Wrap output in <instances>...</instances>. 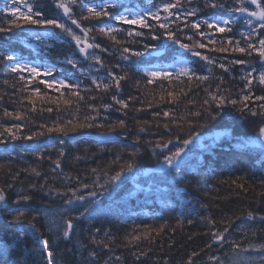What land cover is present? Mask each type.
<instances>
[{"label": "trees", "instance_id": "trees-1", "mask_svg": "<svg viewBox=\"0 0 264 264\" xmlns=\"http://www.w3.org/2000/svg\"><path fill=\"white\" fill-rule=\"evenodd\" d=\"M25 2L33 4V10L40 11L45 18H59L77 35H82L71 21L63 17L62 9L56 7L57 0ZM87 2L78 0L72 6L73 18L80 21L82 28L92 29L88 43L100 45V48L89 49V53L99 55L106 69L110 68L116 76L125 77L118 89L114 86L107 91L97 89L88 75H82L80 68H91L92 75L98 77H105L107 72L106 69L97 70L98 65L85 59L75 46V41L59 29L24 25L11 33H0V132L13 125H23L19 130L13 128L17 139H11L6 132L0 137V187L6 192V202L0 205V240L8 239L9 234L17 228L25 233L21 240L13 244L7 264H14V258L18 257L26 258L27 264H42V238L48 239L52 264H187L192 252L198 253L192 258L194 264H216L209 256H219L225 260V264H231L233 260L249 256H264V252L253 249L233 254L228 243L221 247L220 242H214L211 248L205 247L211 242V232L222 231L228 224L231 227L225 236L228 240L237 241L241 248H246L249 243H264V223L246 219L249 212L255 216L264 215V141L258 137V128L264 118L252 116L247 109L241 111L240 103L243 96L250 93L249 107L255 108L258 113L264 111V108H260L264 101L255 100L257 96H264V85H260L257 78L248 89L245 88L244 79L252 67L258 71L264 70V62L258 53L249 56L231 50L237 40L241 47H246L240 35L250 31L244 22L245 14L227 12L219 7L206 8L203 0H194L191 4V7H199L200 10L189 21L207 17L233 22L231 32L211 30L210 39L216 40L215 45L197 48L202 55L215 58V64L209 65L201 58L184 52L179 45H171L162 31L158 33L161 38L153 40L148 29L122 24L110 17L82 20L81 17L87 15ZM155 2L157 0H153ZM216 2L223 3L225 0ZM227 2L231 4V0ZM122 3L132 8L148 7V0H122ZM11 4L12 0H0V26H7L6 20L12 19L9 13L3 11ZM20 9L26 10L23 3ZM113 11L119 14L122 9ZM105 25L143 31L145 35L142 37H128L126 31L115 35L122 42V47L135 51H142L145 44L154 45L150 49L151 55L146 53L142 57L132 56L128 61L122 60L121 45H115L110 36L98 31ZM201 30H206V25L202 24ZM257 32L258 35L252 36L251 42L258 46V40L264 38V31L257 29ZM37 35L40 39L36 38ZM177 35L182 42L190 45L197 40L208 43L191 28ZM188 35L193 39L188 40ZM229 39L233 41L232 45L228 44ZM219 47H228L229 51L220 53L212 50ZM153 51L162 52V55L155 56ZM8 56L13 60L4 59ZM66 57L74 58L78 62L77 67L66 63ZM179 59L199 76L209 75L210 69V78L200 81L195 76L178 75L173 65ZM236 59L245 60L246 63H231ZM26 61H39L54 67L55 71L48 77L41 70L39 77L26 84V81L20 80V76L27 78L29 73L11 71L14 63ZM221 62L227 64L230 70L225 72L220 69L218 65ZM146 70H169L172 76L150 77ZM258 71L253 73L254 77H258ZM53 78H64L68 83L79 81L80 95L84 99L78 100L73 94L75 90L62 88L56 91L59 84L49 89L46 84L40 83ZM149 80H152L151 84ZM104 83H108V80L105 79ZM217 85L226 102L219 109L220 115L216 119H209L201 105L205 99H210L205 90L215 94ZM36 87L40 89L39 96L34 92ZM168 93L173 95L169 96ZM113 96L128 102V107L122 108L113 100ZM27 97H32V101ZM92 97L94 99H90ZM129 97L133 99L129 101ZM229 100H237L238 103L233 106L228 103ZM33 101L35 109L32 107ZM65 101L70 102L66 104ZM90 104L95 106V110L88 106ZM103 105L111 107L105 109ZM50 107L53 109L51 112L47 110ZM205 107L213 112L218 110L213 102ZM5 110L21 113L23 119L5 115ZM165 111L169 112L168 117L163 116ZM197 111H201V117L191 115ZM155 113L160 115L156 116ZM93 116L96 117L95 121L87 122L103 124L104 127H77L75 132L68 135L48 132L50 127L63 125L70 128L69 121L72 125H78L85 123L86 117ZM120 120L125 121L124 128L117 126L115 131H108L109 126ZM164 124L169 127L164 128ZM220 132L227 134L217 141L207 140L201 146L193 144L186 148L179 171L170 167L155 170L164 163L163 156L169 154V149L180 146V141L187 139L190 133L195 134L192 141H196L199 137L218 135ZM29 136L32 138L26 139ZM176 136L180 137V141L175 139ZM157 140H172V143L168 149L157 148L153 151L152 145ZM133 145L139 149L134 158L131 156ZM118 156L119 161L114 163ZM57 159L60 161L59 167L55 164ZM129 159L134 160L133 171L126 172L121 180L113 182L107 192L99 187L80 190V194L91 190L101 192L96 205L84 216L78 217L74 210L84 202L70 207L64 203L67 196L57 195V189L66 192L80 183L106 185L108 177L114 175ZM93 169H97V172L93 173ZM148 169L154 170L143 174ZM17 195H28L30 199L17 205L14 203ZM17 208L26 210L28 218L40 213L35 228L28 223L17 225L8 222ZM64 208H69L65 215L75 217L73 230L68 237H64L62 231L50 232L44 216L45 212L55 215ZM78 210L82 211V208ZM189 220L192 222L188 223ZM209 220L213 223L209 224ZM162 225L163 230L157 234L156 230L161 229ZM96 230H99L98 233ZM253 231L255 236L252 235ZM145 232L149 233L147 237L143 235ZM93 235L96 242L92 239ZM135 235H140L141 239L132 241ZM99 241L103 243H97ZM105 243L108 247H104ZM30 249H34L31 254ZM90 252H95V257H90ZM0 264L5 262L0 261Z\"/></svg>", "mask_w": 264, "mask_h": 264}, {"label": "snow or ice", "instance_id": "snow-or-ice-1", "mask_svg": "<svg viewBox=\"0 0 264 264\" xmlns=\"http://www.w3.org/2000/svg\"><path fill=\"white\" fill-rule=\"evenodd\" d=\"M78 0H57L56 7L59 9H62L63 11V17L66 18V20L71 21L72 25H75L76 28L80 30L82 35H77L75 31H73V28L70 27L66 22H62L59 18H53L48 19L43 16V14L40 11H34V5L31 3L25 2V0H12V4L6 6L3 11L5 13H9L12 17V19H7L6 24L7 26H0V33H11L14 29H20L24 25H38L44 28H52V29H59L61 33L67 35L68 37H71L73 41H75V46L79 49L80 53L84 54L85 59L94 61L98 65L97 70L106 69V66L101 61V58L99 55L96 54H90L89 49H96L100 48V45L95 43H88L89 40V33L92 31L91 28H82L80 25V21L77 19H74L72 6L76 5ZM23 3L25 11H21L20 4ZM194 3V0H157V2L153 3V0H148V7L147 8H132V7H126L122 3V0H88V2L85 4L87 15L81 17L82 20H90L92 18H102V17H110L115 21H118L122 24H127L130 26H139L140 29H148L149 35L153 40L160 39L159 32L162 31V35L167 38V40L171 43V45H179L180 49H183L186 53H191L194 57H199L203 61H206L207 64L212 65L215 64V58L209 57L207 55H202L199 49L208 48L209 44L215 45L216 40L210 39L212 35L211 30H215V32L224 33L225 31L231 32V24L232 21L228 19H222V18H213L208 19L207 17L204 18H197L196 20L189 21L190 17L197 16V13L199 12V7H191V4ZM204 6L206 8H224L227 12L232 13H240L245 14L244 15V22L245 24L250 28L249 32H242L240 35L246 42V47L240 46V41H235V47H233L231 50L233 52H239V53H246L247 55L251 56L254 52L259 54V58L262 62H264V38H260L258 40V46L256 44H253L251 42L252 36L258 35L257 29L264 31V0H231V4L225 0L223 3H217L216 0H203ZM187 5V7H186ZM252 6H255L254 9ZM121 8L122 11L119 12V14H115L113 9ZM163 13V15H162ZM253 18H255V23ZM155 23H152V22ZM206 25V30H201V25ZM173 26H175V30H173ZM193 29L195 30L200 37L208 40V43H200V41H195L194 44H188L184 43L180 40L177 33L184 32L185 29ZM100 33H103L104 35L110 36V39L115 42V45H121L120 50V57L124 61H128L130 57H142L146 53L151 55L150 49L154 48V45H143L142 51H135L128 47H122V42L117 40L115 33L126 31V34L128 37H142L145 35L143 31H137L136 28H129L127 30L115 27L112 25H105L104 27H101L98 29ZM56 33H53L55 35ZM10 38V37H8ZM37 39H40L39 35L36 37ZM91 39H95L94 37H91ZM188 40H192L193 37L191 35L187 36ZM135 43V40L132 41ZM228 44L232 45L233 41L231 39L228 40ZM114 45V46H115ZM216 52L220 53H227L229 51L228 47H219L212 49ZM101 51H107V49H101ZM5 60H13V57L8 56L4 57ZM65 62L69 65H72L73 68H76L78 65V62L71 57H66ZM176 63L180 64V67L177 69L178 75H190L195 76L197 80L200 81H206L210 78L211 70L209 69V75L199 76L196 74L194 69H190L185 66V63L183 60L176 61ZM231 63L243 65L246 63L245 60L242 59H236L232 61ZM41 67H43V75L51 77L53 72L55 71L54 67L49 66H33L32 64H25L23 62H16L14 63V66L11 68V71L13 73H23L27 72L29 73V77H25L23 75L20 76L21 81H26V84H31L33 80L36 77H39L41 75ZM119 67V65H117ZM175 67V64L173 65ZM218 67L220 69H223L225 72L229 71V67L224 62L219 63ZM79 71L82 73V75H88L91 78L92 84L96 86L97 89H103L104 91H107L111 87L119 88L120 87V81L122 79H125L123 76H116L115 73L110 69L107 68L106 72L107 75L105 77H98L97 75H92L91 68L84 69L80 68ZM147 74L150 77H158L163 76L166 78H170L172 76V73L170 72H159V71H153V70H146ZM258 70L255 67H252V70L247 73L246 77V84L245 88L250 89L253 80L258 78V82L260 85H264V70L258 71V77H254L253 73L257 72ZM107 79L108 83H104V80ZM7 83V81H5ZM40 83L46 84L49 89L54 88L57 84H59V88H56V91H60L62 88H67L71 90H75L73 94L78 98V100H83L84 97L80 95V82L76 83H68L67 79L64 78H53L49 80H42ZM149 84L152 83V80L148 81ZM25 90L27 88L25 87ZM90 90V89H86ZM207 92V96L210 99H205L203 101V104L201 105V108L204 109V112L207 113V117L209 119H216L217 116L220 115L219 109H222L223 105L225 104V96L220 94L221 89L219 85H217V91L216 93H212L211 91L205 90ZM34 92L37 96L40 94L39 87H36L34 89ZM169 96H172V93H168ZM29 101H32V97H27ZM94 99V97L90 98ZM129 101L132 100V97L128 98ZM163 99V97H161ZM251 99V94L244 95L242 101L240 103L242 104L241 111L247 109V111L252 116L260 115L262 118H264V111L257 112L255 108L249 107V101ZM113 100L119 105L122 106V108L128 107V102L125 100L117 99V97L113 96ZM255 100L258 101H264V96H257L255 97ZM70 101H65V103H69ZM210 102H213L217 106V111H209L207 107L209 106ZM228 103L235 106L238 101L237 100H229ZM90 108H93L95 110L94 105H88ZM32 107L35 109V103L32 102ZM105 109L111 107V105H103ZM260 108H264V104L260 105ZM49 112H51L53 109L50 107L47 109ZM5 115L12 116L15 115V118L17 120L23 119V115L21 113H9L7 110H5ZM154 115L159 116L160 113H155ZM195 117H201L202 113L201 111H197L191 114ZM164 117L169 116V112L165 111L163 113ZM96 117H86L85 123H81L78 125H72L71 121L68 123L71 125L70 128H66L63 125H56L54 127L48 128V132H57V133H63L64 135H68L69 132H75L77 130V127L79 128H92L94 126L97 127H104L103 124L101 125H95L94 123L87 122L88 120L95 121ZM175 123V121H173ZM191 123V121H189ZM124 128L125 127V121L120 120L116 124H113L109 126L108 131H115L116 127ZM23 125H13L12 127H7L4 129V132H0V137L4 135V133H8L11 137V139H17L16 133L13 132V128H16L19 130ZM168 124H164V128H168ZM141 131H144L143 128L140 129ZM35 135V134H34ZM39 135H43V133H39ZM194 133H190L187 139H183L180 141V137L176 136L175 139L177 141H180V146L175 147L174 150L169 149V154L163 156V162L164 164L168 165L170 168L175 169L176 171H179L182 167L183 162V155H186L185 149L189 146V144L193 140ZM258 137L264 141V119L261 120V124L258 128ZM32 137H26V139H31ZM139 141V137H137V142ZM63 141H61V144ZM151 143V142H149ZM172 143V140H168L166 142H161L160 140H157L153 147V151L157 148L162 149H168L169 145ZM134 150L131 153V156L134 158L137 156L139 149L133 145ZM60 155H63V149L60 150ZM120 157H117V161H114V163L118 162ZM55 164L57 167L60 166V161L57 159L55 161ZM134 168V160L129 159L128 161H125L123 165L120 166L119 170L115 172L114 175H111L108 177V181L106 185H88L84 183H80L78 187H70L66 190V192H61L59 189L56 190L57 195L60 196H67V199L64 201L65 205L73 206L74 204H77L78 202H84L82 204L78 205V208H82V211L77 209H74L77 211V216H84L86 213L90 212L92 208L97 203V197L101 195L100 191L97 190H91L87 191L84 194H80V190L83 189H89V188H102L103 191L107 192L110 187H112L113 182L121 180L122 175H124L126 172L131 173ZM35 171V169H33ZM93 173L97 172V169L92 170ZM39 175V173H36ZM105 176H108L107 172L103 173ZM19 175V173H17ZM79 179V178H77ZM235 183V182H233ZM11 187V185H9ZM31 187H36V185H32ZM240 187H243V185H240ZM30 199V196L28 195H17L16 203L19 205L20 201H28ZM6 201V192L3 187H0V202ZM14 214H11V219L8 221L10 224H23L28 223L31 224L33 228H35V221L37 219V216L40 215V213H34L31 218H28L26 215V210L17 208L14 209ZM69 211V208H64L62 211L55 215H50L48 212L44 213L45 218L48 220L49 224V231L50 232H56V231H62V234L64 237H68L69 233L73 230V219L75 217H71L68 215H65ZM247 220L253 221V220H259L260 222L264 223V215L255 216L252 212H249L246 217ZM62 221V223H61ZM192 221H188V223H191ZM213 222L209 220V224H212ZM163 225L161 226V229L156 230L157 234H159L160 231L163 230ZM231 227V224H228L223 228L222 231H212L210 240L211 242L207 244L205 247L211 248L212 243L214 242H220L221 247H223L224 243H228L230 246V250L233 254H239L248 251V249L257 250L259 252H264V243H249L246 248H241L240 244L235 240H228L225 236L226 233L229 232V229ZM97 233L99 230H96ZM107 235V234H106ZM145 237L149 235L148 232H145L143 234ZM252 235L255 236L256 233L253 231ZM25 236V233L17 228L15 231L11 232L9 234L8 239H2L0 240V261H4L5 264H7V257L11 255L13 251V244H15L17 241L21 240ZM93 241H95V235L92 237ZM141 239L140 235H135L132 237V241H138ZM97 243H103V241H99ZM104 247H108V244H104ZM34 251V249L29 250V254H31ZM95 252H90V257H95ZM141 255H144V253H141ZM197 252H192V254L188 257L187 264H194L193 257L197 256ZM40 256L42 259V264H52V253L49 250L48 247V239L42 238L41 240V246H40ZM227 256V253L225 254ZM209 259L212 261H215L216 264H225V260L222 259L219 256H209ZM14 264H27L26 258L24 257H18L14 258ZM231 264H264V256L259 257H245L240 260H233Z\"/></svg>", "mask_w": 264, "mask_h": 264}, {"label": "rangeland", "instance_id": "rangeland-1", "mask_svg": "<svg viewBox=\"0 0 264 264\" xmlns=\"http://www.w3.org/2000/svg\"><path fill=\"white\" fill-rule=\"evenodd\" d=\"M255 7V6H254ZM253 20H254V22H255V18H253ZM153 53H154V55L155 56H161L162 55V52H158V51H153ZM179 60H182V59H179ZM178 61V60H177ZM23 63H25V64H32L33 66H49V65H47V64H41V62H39V61H37V62H34V61H26V62H23ZM185 63V62H184ZM175 64V67L174 68H176V69H178L179 67H180V64H178V63H174ZM185 66H187L186 64H185ZM49 67H51V66H49ZM40 70H42L43 71V67H41V69ZM160 72V71H159ZM166 72H171V71H169V70H166ZM218 135H213V134H210V135H207V136H204V137H199L196 141H192L190 144H189V146H192L193 144H196L197 146L198 145H203L204 144V142L205 141H207V140H209L210 142H213V141H217V139H219V138H221L222 136H225L227 133L226 132H220V133H217ZM216 139V140H215ZM188 146V147H189ZM187 147V148H188ZM187 150V149H186ZM169 166L168 165H166V164H162L161 166H159V167H157V168H155V170H158V169H167ZM152 170H154V169H148V170H145V172L143 173V174H147V173H149L150 171H152ZM1 204L0 205H2V203L3 202H0Z\"/></svg>", "mask_w": 264, "mask_h": 264}, {"label": "water", "instance_id": "water-1", "mask_svg": "<svg viewBox=\"0 0 264 264\" xmlns=\"http://www.w3.org/2000/svg\"><path fill=\"white\" fill-rule=\"evenodd\" d=\"M5 202H6V201H4V202L2 203V205H4V204H5ZM0 204H1V203H0Z\"/></svg>", "mask_w": 264, "mask_h": 264}]
</instances>
